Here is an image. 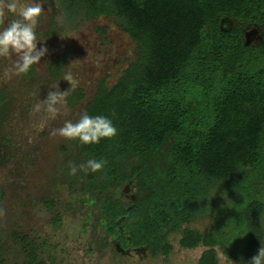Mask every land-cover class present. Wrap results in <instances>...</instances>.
Masks as SVG:
<instances>
[{
	"label": "trees",
	"instance_id": "obj_1",
	"mask_svg": "<svg viewBox=\"0 0 264 264\" xmlns=\"http://www.w3.org/2000/svg\"><path fill=\"white\" fill-rule=\"evenodd\" d=\"M84 1L88 18L122 19L136 48L112 85L98 83L77 119L85 112L104 116L118 129L99 144L74 140L73 164L107 161L100 172L78 171L68 184L94 202L91 225L105 223L115 234L116 219L124 217L120 225L131 244L151 256L168 255L177 234L180 247L204 248L197 264H218L216 247L249 264L264 246V0ZM248 32H254L250 40ZM34 73L32 66L22 76ZM83 98L75 88L66 102ZM9 102L8 89H0V114ZM224 180L231 183L232 204L242 200L239 236L224 234L228 206L221 214L207 209L209 184ZM129 181L135 198L124 209L107 190ZM44 204L60 225L56 202ZM208 214L215 223L207 229L190 226ZM43 244L25 232L0 234V264H56L43 255Z\"/></svg>",
	"mask_w": 264,
	"mask_h": 264
},
{
	"label": "rangeland",
	"instance_id": "obj_2",
	"mask_svg": "<svg viewBox=\"0 0 264 264\" xmlns=\"http://www.w3.org/2000/svg\"><path fill=\"white\" fill-rule=\"evenodd\" d=\"M39 2L44 12L36 28L37 47H45L47 52L33 65L34 75L8 78L5 70L11 68L18 57L13 54L10 58H0V89L7 88L10 93L9 106L0 114V234L8 236L17 231L42 239L43 255H50L56 264H197L204 248L180 247L177 234L170 239V253L155 258L120 255L114 247L102 246L101 229L93 227L87 215L89 206L94 203L90 204L89 196L68 188L71 178L77 179L69 174V164L75 161L74 140L50 133L62 127L65 121L75 123L98 83L104 80L107 86L112 85L135 58L136 48L123 31L122 19L114 15L88 18L84 0ZM6 17L0 30L17 18L10 13H6ZM253 35L254 32H248L247 39H252ZM69 71L78 80L76 88L81 89L84 98L72 106L65 99L63 106L57 105L60 113L56 119H49L43 101L49 91H64L70 87L64 81ZM38 103L42 105L41 110L34 112ZM41 123L45 125L42 130ZM232 176L235 178L237 174ZM208 187L207 209L221 214L219 210L228 206L231 218L224 234L242 235V200L232 204L228 193L231 183L224 180ZM119 190H114V194ZM79 198H84V202L80 204ZM45 200L56 202L60 225L52 223L53 213L46 208ZM213 223L212 214L199 215L190 226L205 230ZM216 252L218 264H237L225 257L220 247H216Z\"/></svg>",
	"mask_w": 264,
	"mask_h": 264
},
{
	"label": "clouds",
	"instance_id": "obj_3",
	"mask_svg": "<svg viewBox=\"0 0 264 264\" xmlns=\"http://www.w3.org/2000/svg\"><path fill=\"white\" fill-rule=\"evenodd\" d=\"M44 12L43 5L39 0H0V25L6 21V13L13 14L16 19L7 23L6 27L0 30V58H10L15 54L18 58L12 67L5 70V76L20 75L27 73L33 65L38 64L46 54L45 47H37L38 40L36 28L39 24L41 15ZM75 62V61H74ZM70 87L67 90L49 91L43 101L44 111L49 119H56L60 113L68 94L78 86V80L69 71L64 76ZM42 105L36 104L34 112H39ZM44 123L39 125L42 130ZM118 134V129L108 117L90 116L87 112L83 113L80 119L73 123L65 121L62 127L53 129L51 136H59L67 140H78L80 144H99L101 139H112ZM107 161L104 159H88L86 163L80 165L69 164V174L76 175L78 171L85 173L100 172L105 167ZM249 264H264V246H261L258 253L254 255Z\"/></svg>",
	"mask_w": 264,
	"mask_h": 264
},
{
	"label": "flooded vegetation",
	"instance_id": "obj_4",
	"mask_svg": "<svg viewBox=\"0 0 264 264\" xmlns=\"http://www.w3.org/2000/svg\"><path fill=\"white\" fill-rule=\"evenodd\" d=\"M120 192L117 194H114V190H117V188H111L109 190H107V194L109 196L112 197H119L121 199L122 205L124 207V209H128L131 202L134 200V195H135V191H134V184L133 181H129L127 183H125L123 186H121L119 188ZM94 202H90V204H92ZM90 214V213H89ZM88 214V215H89ZM91 220H93L94 218L91 217ZM124 217H120L118 219H116V226H115V234H112L110 232L107 231V227L105 225V223L100 222L99 224H97V226H99V228L101 229V234L100 236H104L106 237L105 240H103V243H107V246H112L114 247V250L117 254L120 255H132V254H136L137 256L140 257H158V256H163L161 254H156L155 256H151V254L149 253L148 250H146L145 248H143L142 246H133L131 244L129 235L127 234V229L123 226L120 225V221L123 220ZM105 221V220H104ZM90 233V232H89ZM92 236H94L93 234H91Z\"/></svg>",
	"mask_w": 264,
	"mask_h": 264
}]
</instances>
